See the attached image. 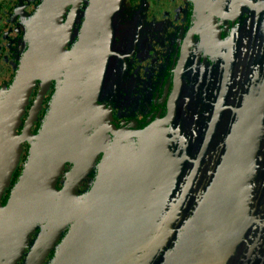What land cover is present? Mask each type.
<instances>
[{
    "label": "water",
    "instance_id": "95a60500",
    "mask_svg": "<svg viewBox=\"0 0 264 264\" xmlns=\"http://www.w3.org/2000/svg\"><path fill=\"white\" fill-rule=\"evenodd\" d=\"M46 42L27 58L56 81L36 133L17 131L28 94L0 93V264H18L40 228L27 260L36 264L66 226L49 264H125L128 235L165 250L158 264H264V96L256 110L248 99L246 110H177V80L164 117L118 127L98 104L80 34L70 49L62 36ZM99 151L100 174L80 192Z\"/></svg>",
    "mask_w": 264,
    "mask_h": 264
},
{
    "label": "flooded vegetation",
    "instance_id": "af4514ba",
    "mask_svg": "<svg viewBox=\"0 0 264 264\" xmlns=\"http://www.w3.org/2000/svg\"><path fill=\"white\" fill-rule=\"evenodd\" d=\"M116 4V0H0V93L18 85L15 97L28 94L19 133L38 131L56 88L53 78L27 65L32 62V58L27 61L30 51L61 36L70 49L79 34L80 43L92 54L91 78L100 82L98 104L111 110L118 127L126 121L132 129L143 128L149 118L164 117L177 80V110H246V99L253 110L260 107L264 0H121L119 7ZM46 24L54 26L51 32L40 33ZM217 103L221 107L214 106ZM33 110H38L35 117ZM29 146L25 139L4 202ZM103 156L99 151L80 192L90 189L100 174ZM71 169L72 164L66 163L62 176ZM131 211L130 217L138 220L137 212ZM69 228L64 227L36 264H49ZM39 232L37 228L18 264H27ZM126 240L125 264H158L164 255L159 248L150 253L148 235L142 240L128 235Z\"/></svg>",
    "mask_w": 264,
    "mask_h": 264
}]
</instances>
